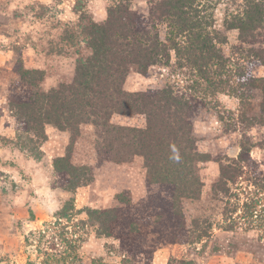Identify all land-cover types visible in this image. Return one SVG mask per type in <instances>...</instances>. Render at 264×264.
<instances>
[{
	"label": "trees",
	"instance_id": "16d2710c",
	"mask_svg": "<svg viewBox=\"0 0 264 264\" xmlns=\"http://www.w3.org/2000/svg\"><path fill=\"white\" fill-rule=\"evenodd\" d=\"M219 5L225 6L222 28L215 19ZM76 13L77 20L59 21L41 35L47 55L74 59L69 81L43 89L46 71L27 68L18 58L19 81L34 90L12 103L17 119L38 138H46L47 125L69 132L70 149L83 125L112 127L115 113H142L147 123L129 131L136 153L144 158L148 194L134 202L119 193L115 205L88 208V220L81 222L95 226L99 236L119 238L136 262L168 244L201 242L212 234L214 223L206 216L188 223L184 202L202 199L206 184L200 164L214 160L219 174L208 194L222 202V227L234 230L242 223L264 230V171L250 155L252 143L243 141L236 157L213 158L199 150L194 127L202 107L219 93L245 101L257 92L264 115V77L251 72L264 65V0H149L143 11L133 8L131 0H113L102 23L83 6ZM39 19L45 21L43 15ZM232 30L238 31V44L226 56L222 45ZM152 66L172 68L186 77L187 85L178 87L166 77L151 90L125 88L133 73L146 75ZM71 153L54 159L59 186L70 194L58 218L68 220L76 213L73 194L95 175L92 166L73 163Z\"/></svg>",
	"mask_w": 264,
	"mask_h": 264
},
{
	"label": "rangeland",
	"instance_id": "374dc122",
	"mask_svg": "<svg viewBox=\"0 0 264 264\" xmlns=\"http://www.w3.org/2000/svg\"><path fill=\"white\" fill-rule=\"evenodd\" d=\"M112 1L0 0V264H45L47 260L48 264H264L263 229H248L242 223L234 230L223 228L222 202L208 194L219 174V164L214 160L200 164L206 184L202 199L184 202L188 223L197 216L209 217L214 223L212 234L201 242L168 244L142 262L138 257L136 262L122 250L119 238L99 236L95 226L81 222L88 220V208L115 205L119 193H126L134 202L148 194L144 158L136 153L129 131L146 127L144 114L115 113L109 128L83 125L72 149L69 132L47 125L46 138H38L17 119L12 103L34 90L19 81L15 71L18 58L27 68L46 71L43 89L69 81L74 59L47 55L42 50L46 43L42 33L59 21L77 20L78 5L102 23ZM148 1L131 0V5L143 11ZM224 8L219 5L216 10L218 28L223 27ZM40 15L45 21L39 19ZM226 36L228 41L222 48L226 56H232L238 31H229ZM175 61L172 53V63ZM251 72L264 77V65L252 67ZM166 77L178 87L187 85L186 77L172 68L152 66L146 75L133 73L125 88L151 90ZM260 102L257 92L249 93L245 101L219 93L195 119L199 150L213 158L220 154L236 157L240 144L248 139L253 145L250 155L264 171V115ZM69 150L73 163L90 165L95 173L90 184L73 194L76 213L71 220L58 218L70 194L59 186L60 177L54 167V159Z\"/></svg>",
	"mask_w": 264,
	"mask_h": 264
}]
</instances>
